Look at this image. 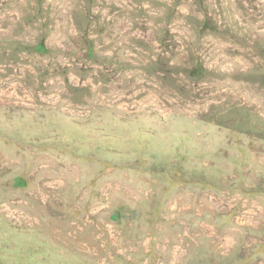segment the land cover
Segmentation results:
<instances>
[{
	"label": "rangeland",
	"instance_id": "rangeland-1",
	"mask_svg": "<svg viewBox=\"0 0 264 264\" xmlns=\"http://www.w3.org/2000/svg\"><path fill=\"white\" fill-rule=\"evenodd\" d=\"M0 264H264V0H0Z\"/></svg>",
	"mask_w": 264,
	"mask_h": 264
},
{
	"label": "trees",
	"instance_id": "trees-1",
	"mask_svg": "<svg viewBox=\"0 0 264 264\" xmlns=\"http://www.w3.org/2000/svg\"><path fill=\"white\" fill-rule=\"evenodd\" d=\"M209 23H210L209 20L208 19H205L203 21L202 27H206L207 24H209ZM201 70H202V67L200 66V63H195L194 66H193V68L190 71H191V73H194L195 76H197L198 74L201 73Z\"/></svg>",
	"mask_w": 264,
	"mask_h": 264
}]
</instances>
